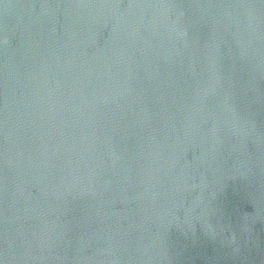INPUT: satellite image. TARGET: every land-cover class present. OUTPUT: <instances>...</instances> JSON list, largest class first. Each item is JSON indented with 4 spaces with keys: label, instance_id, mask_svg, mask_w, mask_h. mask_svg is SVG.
I'll return each instance as SVG.
<instances>
[{
    "label": "water",
    "instance_id": "95a60500",
    "mask_svg": "<svg viewBox=\"0 0 264 264\" xmlns=\"http://www.w3.org/2000/svg\"><path fill=\"white\" fill-rule=\"evenodd\" d=\"M0 264H264V0H0Z\"/></svg>",
    "mask_w": 264,
    "mask_h": 264
}]
</instances>
